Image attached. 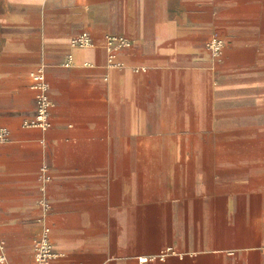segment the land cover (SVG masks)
<instances>
[{
	"label": "crops",
	"instance_id": "crops-1",
	"mask_svg": "<svg viewBox=\"0 0 264 264\" xmlns=\"http://www.w3.org/2000/svg\"><path fill=\"white\" fill-rule=\"evenodd\" d=\"M0 127L8 264H264V0H0Z\"/></svg>",
	"mask_w": 264,
	"mask_h": 264
},
{
	"label": "built area",
	"instance_id": "built-area-1",
	"mask_svg": "<svg viewBox=\"0 0 264 264\" xmlns=\"http://www.w3.org/2000/svg\"><path fill=\"white\" fill-rule=\"evenodd\" d=\"M109 44H113L115 49H123L131 46L132 42L125 36H109L107 38ZM75 45L85 46L90 44L88 35L84 34L77 41ZM210 53L219 58L224 49V41L218 36H213L208 45ZM32 89L35 91V98L37 103L36 115L23 122L24 128H38L42 131H47L51 127L50 121V109L52 107V101L49 94V83L46 77V70L44 65H39L38 68L31 74ZM10 130L7 127H0V144L7 143L10 139ZM43 142V140L41 141ZM40 178L43 184H47L51 181V175L48 172L47 165H42L40 169ZM50 204L45 202L44 209L47 211ZM34 259L38 264H46L49 261L57 259L60 255L56 253L50 241V228L44 226L41 235L35 239L33 243ZM170 256H180L182 253H177L174 248L167 247L160 253L138 257V261L141 264L164 261ZM0 264H8V258L6 255V241L0 232Z\"/></svg>",
	"mask_w": 264,
	"mask_h": 264
}]
</instances>
